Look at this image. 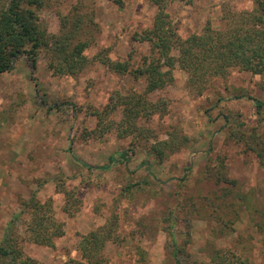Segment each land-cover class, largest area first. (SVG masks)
<instances>
[{"label": "rangeland", "instance_id": "374dc122", "mask_svg": "<svg viewBox=\"0 0 264 264\" xmlns=\"http://www.w3.org/2000/svg\"><path fill=\"white\" fill-rule=\"evenodd\" d=\"M257 8L256 0H177L168 12L185 39L209 24L228 29L232 15ZM157 10L150 0H46L38 10L65 50L88 45L86 60L65 72L41 49L36 61L22 55L0 73V245L11 222L25 234L24 203L34 197L51 201L65 230L53 247L23 241L35 264H75L82 236L97 230L112 234L104 264H177L176 245L181 264H264V165L249 146L264 138V107L254 102L264 101V74L233 67L194 81L177 65L171 83L147 93V75L135 71L151 54L140 37ZM106 59L129 70L115 72ZM130 94L145 105L128 121L114 104ZM111 156L118 162L97 168Z\"/></svg>", "mask_w": 264, "mask_h": 264}, {"label": "trees", "instance_id": "16d2710c", "mask_svg": "<svg viewBox=\"0 0 264 264\" xmlns=\"http://www.w3.org/2000/svg\"><path fill=\"white\" fill-rule=\"evenodd\" d=\"M45 1L0 0V73L11 71L16 60L22 55H28L36 61L41 49L54 52L53 64L57 62L62 66L66 65L59 70L74 73L84 66L86 59L83 52L88 45L85 42H78L72 49L65 50L64 39L49 35L40 22L38 10L45 5ZM150 1L158 10L153 25L143 31L140 40L151 45V54L145 57V67L135 71L137 76L139 73L147 75V93L163 89L171 83L172 71L177 65L187 70L194 81H203L207 76H226L233 67L253 74H264V0H256L258 8L251 12L232 15L228 29L216 30L209 24L202 34H192L185 39L179 36L168 12L169 5L177 0ZM135 38L139 39V36L135 35ZM50 45L53 48H50ZM173 49L178 50V56L172 54ZM105 62L109 69L115 72L124 73L129 70L128 62L110 59H106ZM53 64L51 67H54ZM254 102L260 112L264 107V101L254 99ZM116 105L124 106L125 118L131 121L141 114V105H145V101L141 96L130 94L120 97L114 104ZM250 140V148L257 152L261 158L260 162L264 165V138L254 136ZM159 153H164L163 148ZM120 157L128 159V152H122ZM117 160L111 156L109 164L97 168L109 169L110 164ZM84 165L89 169L94 168L89 164ZM218 176L219 181L230 183V179L224 173L220 172ZM52 211L51 201L42 203L33 197L24 203L23 213L30 216L29 224L25 234L21 236L15 232L12 222L10 223L0 245V264H35L31 258L24 256L22 243L25 240L54 246L55 240L62 237L65 230L63 223L55 219ZM66 211L71 212L68 208ZM111 238V232L106 230L83 235L78 247L82 260L75 259L72 262L104 264L101 252ZM180 251V247L176 245L174 253L177 256V264H181L178 256ZM213 260L216 261V257ZM218 264H229V261L224 259ZM236 264L250 263L238 257Z\"/></svg>", "mask_w": 264, "mask_h": 264}]
</instances>
